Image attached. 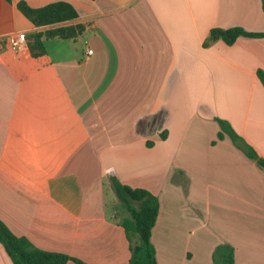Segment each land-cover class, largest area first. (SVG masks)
<instances>
[{
    "label": "crops",
    "instance_id": "crops-1",
    "mask_svg": "<svg viewBox=\"0 0 264 264\" xmlns=\"http://www.w3.org/2000/svg\"><path fill=\"white\" fill-rule=\"evenodd\" d=\"M18 2L77 17L37 27ZM68 25L83 31L34 55L33 34ZM233 27L263 33L261 0H0V220L41 250L129 264L115 177L159 200L157 264H214L223 244L264 264V170L218 138L219 119L264 158V37L204 44Z\"/></svg>",
    "mask_w": 264,
    "mask_h": 264
},
{
    "label": "trees",
    "instance_id": "trees-1",
    "mask_svg": "<svg viewBox=\"0 0 264 264\" xmlns=\"http://www.w3.org/2000/svg\"><path fill=\"white\" fill-rule=\"evenodd\" d=\"M261 2L264 11V0ZM17 8L37 27L61 23L77 17L74 7L67 2H56L38 9L29 7L25 2H18ZM82 31L83 27L80 25L59 26L45 33L33 34L29 46L34 55H38L44 51L43 37L74 39ZM239 37L263 38L264 32H248L241 27L214 28L204 44L207 46L212 41L223 40L231 45ZM258 78L264 86V71H258ZM218 123L221 128L218 138L222 139L227 134L248 158L254 160L258 167L264 170V158L260 157L252 146L244 143L226 122L218 119ZM110 185L115 195L111 212L113 218L123 227L129 242V264H157L151 237L160 209L158 198L147 190L123 185L115 177H110ZM0 243L14 264H66L70 260L76 264H85L65 254L37 248L27 238L14 235L1 220ZM212 257L214 264H234V249L227 244L219 245Z\"/></svg>",
    "mask_w": 264,
    "mask_h": 264
},
{
    "label": "built area",
    "instance_id": "built-area-1",
    "mask_svg": "<svg viewBox=\"0 0 264 264\" xmlns=\"http://www.w3.org/2000/svg\"><path fill=\"white\" fill-rule=\"evenodd\" d=\"M7 42L12 49L16 51L23 50L27 45V35L23 32L9 34L7 36ZM88 53L90 54L91 51H88Z\"/></svg>",
    "mask_w": 264,
    "mask_h": 264
},
{
    "label": "rangeland",
    "instance_id": "rangeland-1",
    "mask_svg": "<svg viewBox=\"0 0 264 264\" xmlns=\"http://www.w3.org/2000/svg\"><path fill=\"white\" fill-rule=\"evenodd\" d=\"M108 197H106V202H107V208L108 210L112 211V206H113V192L111 189L108 188L107 190Z\"/></svg>",
    "mask_w": 264,
    "mask_h": 264
}]
</instances>
